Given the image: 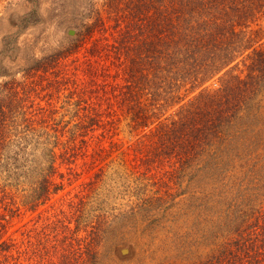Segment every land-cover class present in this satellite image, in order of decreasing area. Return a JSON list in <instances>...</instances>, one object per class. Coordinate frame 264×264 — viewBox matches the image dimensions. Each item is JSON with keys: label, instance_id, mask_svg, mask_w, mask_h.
I'll return each mask as SVG.
<instances>
[{"label": "trees", "instance_id": "16d2710c", "mask_svg": "<svg viewBox=\"0 0 264 264\" xmlns=\"http://www.w3.org/2000/svg\"><path fill=\"white\" fill-rule=\"evenodd\" d=\"M98 6L102 9L95 0L84 2L89 14L75 37L29 69L46 72L86 46L95 31L112 29L111 38L94 41L87 51L92 57L105 54L116 68L115 80L99 84L97 77L109 75L84 60L91 92L97 96L100 87H110L103 90L108 104L116 103L127 125L144 132L135 145L143 161L173 166L165 172L181 186L191 174L201 195L192 211L172 214L167 231L172 234L177 226L183 232L176 239L172 234V246H178L174 259L264 264V0H104ZM35 13L25 15L26 23L36 22L31 20ZM38 109L29 129L12 131L13 113L0 99V161L17 132L20 142L28 140L25 172L31 186L23 204L36 213L31 225L17 230L20 238L6 236L21 205L7 193L0 198V219L5 221L0 222V264H103L101 249L111 240L112 214L79 209L70 198V210L62 203L48 208L47 203L65 189L67 178L58 159L72 164L84 155L87 136L98 128L103 136L110 133L106 126L115 123L116 110L106 115L94 110L82 117L76 113L77 120L64 124L60 117L50 132L46 108ZM97 144L95 161L105 159L107 152L101 140ZM24 148L25 143L19 147L25 153ZM19 166L24 167L22 162ZM83 197L80 204H85ZM140 205L127 206L112 219L128 217L126 230L141 224L146 217L141 221L135 210ZM192 216L191 227H184ZM75 217L77 226L71 228Z\"/></svg>", "mask_w": 264, "mask_h": 264}, {"label": "rangeland", "instance_id": "374dc122", "mask_svg": "<svg viewBox=\"0 0 264 264\" xmlns=\"http://www.w3.org/2000/svg\"><path fill=\"white\" fill-rule=\"evenodd\" d=\"M86 1L0 0V99L1 103L8 106L13 113L10 120L12 131L16 128L17 131L23 128L29 129L31 114L39 110L40 105L46 108L44 116L47 118L46 124L50 132H53L51 126L56 124L60 117L64 124L71 118L77 120L76 113L82 117L83 113L95 112L94 110H102L104 115L108 110H116L115 123L106 126L110 128V133L103 136V129L98 128L87 136L89 145L84 155H79L72 164L62 162L61 158L58 159L57 164L67 178L65 189L60 193L52 194L51 200L47 203L48 208L53 203H62L67 210H70L67 204L70 198L79 209L84 206L87 211L89 208L91 210L97 208L112 214L108 217L111 223L108 236L111 240H108L101 249L102 254L105 255L103 264H190L185 260L178 262L173 256L175 251H178V246H172L176 242L170 241L172 234L173 239H176L179 235H183L182 230L177 226H172V234L167 230L172 224L170 221L173 213L178 210L190 212L201 202L198 199L201 195L194 188L192 175L188 174L182 179L181 186L178 182L176 184V179H172L171 175L165 172L173 166L167 163L143 161L142 154L135 150V145L138 137L144 132L141 129L134 130L127 125L128 120L125 119L114 98H112L114 106L108 104L105 99L107 95L103 90L110 87L107 85L100 87V93L96 96L88 85L90 75L84 60L97 64L98 69L109 75L97 77L99 84L115 80L113 75L116 73V68L105 58V54L102 53V57H92L87 51L94 41L101 42L105 41V38H111L112 29H108L107 32L95 31L94 37L86 46H82L67 58H62L46 72L41 70L34 73L31 68L29 69V66L37 60L64 48L68 40L75 37L76 32L81 28V23L89 14V10L82 7ZM95 2L97 7L102 9L98 5L103 4L104 0H95ZM87 6L89 8V5ZM33 10L36 13L31 20L34 19L36 22L26 23L25 15ZM103 15L106 19L105 11ZM106 21L107 25L111 23ZM70 30H74V34H70ZM117 80L120 78L118 77ZM14 91L18 94L13 93ZM172 111L173 109L170 110ZM16 134L8 147V155L4 161H0V198L7 193L9 199L17 201L16 206L21 205L20 212L17 211L11 219L6 234L20 238L21 232L17 230L35 217L36 213L31 214L26 211V206L23 204L24 194H29L31 186V178L25 172L29 166L28 140H23L24 153L19 149L24 143L20 142L18 132ZM67 137L69 132L65 133L63 139ZM100 140L107 149L106 158L95 161L92 153L98 148L97 143ZM21 162L24 167L19 166ZM99 173L101 176H97ZM56 179L61 180L59 176ZM82 197L85 204H80ZM59 198L61 199L58 201ZM138 203L141 205L135 210L142 216L141 221L146 217L141 224L126 230L124 226H128V217L112 219L122 209L128 208L127 206L134 207ZM44 207L46 206H42L41 209ZM50 210L53 211L52 207ZM1 211H4L3 208ZM76 218L70 223L71 228L77 226ZM194 220L195 217L192 216L183 226L191 227ZM175 221L176 218L173 223ZM0 222L5 221L0 219ZM32 223L33 221L28 224ZM67 223L69 224L68 220Z\"/></svg>", "mask_w": 264, "mask_h": 264}, {"label": "water", "instance_id": "95a60500", "mask_svg": "<svg viewBox=\"0 0 264 264\" xmlns=\"http://www.w3.org/2000/svg\"><path fill=\"white\" fill-rule=\"evenodd\" d=\"M69 33H70V34H74V30H70Z\"/></svg>", "mask_w": 264, "mask_h": 264}]
</instances>
